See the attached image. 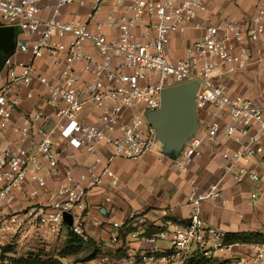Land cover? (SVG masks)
I'll return each mask as SVG.
<instances>
[{"label": "built area", "instance_id": "obj_1", "mask_svg": "<svg viewBox=\"0 0 264 264\" xmlns=\"http://www.w3.org/2000/svg\"><path fill=\"white\" fill-rule=\"evenodd\" d=\"M43 1L0 0L4 25L34 38L17 39L13 54L0 69V244L10 232L25 230L31 220L47 235L59 237L68 226L65 214L72 217L68 227L73 234L87 243L85 214L90 191L106 179L117 186L114 158L138 160L153 150L156 131L145 111L160 107L162 90L196 81L200 126L185 144L176 167L187 173L208 151L222 158V176L200 192L193 178L188 220H167L165 231L146 238L153 245L169 239L168 248L160 251L154 246L122 264H190L193 260L212 264L210 259L215 256L227 259L224 264H264V243L225 242L224 231L205 224L201 207L204 201L222 197L226 177L237 184L261 179L256 164L264 165V102L233 92L225 78L243 74L251 62L264 64V0L257 2L250 18L216 24L201 20L218 0H112L107 18L97 25L99 31L59 17L61 9L76 0H57L42 8ZM109 1H94L89 14L92 21L98 20ZM42 9L51 10V15L43 16ZM103 27H116L118 32L111 36ZM190 30L202 33L185 47L182 57L170 59L172 36ZM19 53H27L29 60L16 59ZM46 54L51 59L50 74L37 63ZM35 81L44 90L42 102L50 112L39 107L22 115L24 122H19V101L22 95L34 98ZM88 105L98 111L94 121L88 120L92 113L84 115ZM48 122L51 125L46 128ZM33 131L38 140L32 139ZM60 134L73 148L94 158V165L78 180L73 165H63L55 149ZM101 147L110 148L106 160L100 156ZM61 173L64 181L48 194L45 203L12 211L19 198L36 197L49 177ZM29 184L34 187L28 188ZM248 205L261 206L264 212V191L251 190ZM128 220L138 228L145 223L136 211L129 213ZM121 227L114 223V228Z\"/></svg>", "mask_w": 264, "mask_h": 264}, {"label": "crops", "instance_id": "obj_2", "mask_svg": "<svg viewBox=\"0 0 264 264\" xmlns=\"http://www.w3.org/2000/svg\"><path fill=\"white\" fill-rule=\"evenodd\" d=\"M56 1L44 0L40 3V6L44 8L43 6L46 4L54 5ZM94 1L76 0L67 4L61 9L59 17L67 22H81L88 25L92 30L99 31L97 25L107 18L112 0L104 4L97 18L98 20L92 21L89 14ZM258 1H215L210 5L204 18L205 20L201 21L216 24L231 18H250L255 12ZM42 15L50 16L51 10L42 9ZM5 27L8 26L4 25L0 19V53L5 52L7 54L11 49L12 43L9 40V35L4 30ZM102 30L111 36L116 35L118 32L116 27H103ZM201 33V31L190 30L184 34L172 36L168 46L170 59L176 60L182 57L185 47ZM17 39L25 41L34 38L16 32L15 40L17 41ZM87 48H90V46ZM15 58L28 61L29 55L27 53H19ZM37 63L44 72L48 74L53 72L51 59L48 54L44 56L43 60H38ZM225 81L232 84L233 92L241 93L259 103L264 102V64L260 65L256 62H251L243 74L229 76L225 78ZM33 91L35 94L34 98L27 99L22 95L19 101V113L16 118L19 122H24L22 115H26L39 107H43L47 112H50V108L44 106L42 102L44 90L37 81L33 83ZM97 112V110L88 105L84 110V115L86 117L88 113H92L88 116V120L94 121ZM37 125H40V123ZM50 125L51 122H48L45 127L48 128ZM31 134L32 139H39L38 136H34V131ZM232 145L233 148L236 147L235 143ZM55 149L60 153L63 165H73L75 180H78L82 173L94 165L93 156L73 148L64 134L56 136ZM99 153L102 159L106 160L110 156V148L101 147ZM178 159L179 157L171 159L163 155L162 152L154 153L152 150L138 160L123 158H114L112 160V168L118 179L117 186H112L110 180L106 179L102 185L90 191L87 200L85 230L92 246L95 245L99 252L113 251L116 259H118V255L125 253L124 257L118 259L121 264L129 256H137L141 251L148 250L154 246L160 251L170 246L169 239H159L154 245L151 244L146 239L148 236H143L142 229L138 227L126 236L123 246L122 240L118 238L119 229L114 228V223H120L123 226L128 221L131 211L138 212L146 223L157 227H166V229L167 220H182L186 222L192 211V206L188 201V195L192 190L191 180L193 178L196 180L198 192L208 189L220 180L222 174L219 166L224 162L218 153L206 151L189 167L187 173H183L177 170ZM256 167L261 176L259 182L237 184L232 178L226 177L221 184L222 197L216 200H207L201 204L202 217L206 225L219 228L226 234L238 232L264 233V212L262 207H250L248 205L249 192L251 190L259 189L264 191V165L256 164ZM62 181H64L62 173L58 177H49L47 185L39 189V194L36 197L27 200L19 198L12 211L45 203L48 194ZM30 187H34V184H29L28 188ZM25 226V231L31 233L37 230L45 238L46 233L37 228L34 220L28 221ZM64 233L65 230L61 236ZM52 238L57 237L48 235V239ZM121 247L124 249L117 253ZM100 255L101 253H98V256ZM135 264L140 263L137 261Z\"/></svg>", "mask_w": 264, "mask_h": 264}, {"label": "water", "instance_id": "obj_3", "mask_svg": "<svg viewBox=\"0 0 264 264\" xmlns=\"http://www.w3.org/2000/svg\"><path fill=\"white\" fill-rule=\"evenodd\" d=\"M4 30L12 43L7 57L13 54L18 32L14 27ZM3 64H0V69ZM196 81L184 82L168 86L162 90L161 105L156 110L145 111V116L156 131V140L162 145V154L177 159L185 144L196 135L200 121L196 111ZM72 217L65 214V222L71 225Z\"/></svg>", "mask_w": 264, "mask_h": 264}, {"label": "rangeland", "instance_id": "obj_4", "mask_svg": "<svg viewBox=\"0 0 264 264\" xmlns=\"http://www.w3.org/2000/svg\"><path fill=\"white\" fill-rule=\"evenodd\" d=\"M227 85L233 91L232 84L227 82ZM162 149L163 145L156 140L153 152H162ZM36 231L29 233L25 230H17L7 234L3 243L0 244V264H25V262L26 264H42V262L48 264H121L113 251H100L98 253L101 255L97 254L94 261H85L90 251L86 247L72 248L65 245L66 232L57 238L48 239V235L45 234L44 238ZM105 256L109 258V261L102 260ZM202 261L205 264L208 262ZM226 261L228 260L221 256L210 259L212 264H224Z\"/></svg>", "mask_w": 264, "mask_h": 264}, {"label": "trees", "instance_id": "obj_5", "mask_svg": "<svg viewBox=\"0 0 264 264\" xmlns=\"http://www.w3.org/2000/svg\"><path fill=\"white\" fill-rule=\"evenodd\" d=\"M140 228L143 231V236H153L161 231H165L166 227H157L153 224L144 223ZM137 226H134L133 220H128L125 224L119 229V240H122L123 246L126 239V236L135 231ZM66 239L65 245L70 246L72 248L78 247H86L87 250L90 251L89 256L85 258V261H91L97 257L99 252L98 248L91 244L90 240L87 243H83L82 240L73 234L71 229L67 226L65 228ZM225 242L227 243H241V244H256V243H264V233L261 232H238V233H228L225 236ZM124 248L121 247L118 249L117 253L122 251ZM125 256V253L118 255V259ZM202 260H193L190 264H203ZM26 264V262H25ZM42 264H48L46 262H42Z\"/></svg>", "mask_w": 264, "mask_h": 264}, {"label": "flooded vegetation", "instance_id": "obj_6", "mask_svg": "<svg viewBox=\"0 0 264 264\" xmlns=\"http://www.w3.org/2000/svg\"><path fill=\"white\" fill-rule=\"evenodd\" d=\"M6 58H7V54L5 52H1L0 53V64H4Z\"/></svg>", "mask_w": 264, "mask_h": 264}]
</instances>
